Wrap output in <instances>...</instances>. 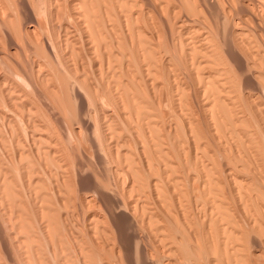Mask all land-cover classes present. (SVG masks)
<instances>
[{
    "label": "rangeland",
    "instance_id": "rangeland-1",
    "mask_svg": "<svg viewBox=\"0 0 264 264\" xmlns=\"http://www.w3.org/2000/svg\"><path fill=\"white\" fill-rule=\"evenodd\" d=\"M186 1L0 0V264H264V0Z\"/></svg>",
    "mask_w": 264,
    "mask_h": 264
},
{
    "label": "bare ground",
    "instance_id": "bare-ground-1",
    "mask_svg": "<svg viewBox=\"0 0 264 264\" xmlns=\"http://www.w3.org/2000/svg\"><path fill=\"white\" fill-rule=\"evenodd\" d=\"M46 1H47V0H46ZM55 1H56V0H55ZM83 1H84V0H83ZM107 1H108V0H107ZM109 1H110V0H109ZM115 1H116V0H115ZM163 1H165V0H161V2H163ZM168 1H169V0H168ZM184 1H185L186 3H188V2L190 3V1H188V2H187L186 0H184ZM191 1H192V0H191ZM197 1H198V0H197ZM261 1H262V0H261ZM94 2H95V1H94ZM98 2H99V1H98ZM102 2H104V1H102ZM154 2H155V1H154ZM230 2H231V1H230ZM232 2H233V1H232ZM74 3H75V2H74ZM76 3H77V2H76ZM82 3H84V2H82ZM85 3H86V0H85ZM91 3H92V2H91ZM167 3H168V2H167ZM189 3H188V4H189ZM195 3H196V2H195ZM45 4H46V3H45ZM60 4H61V3H60ZM78 4H81V3H78ZM121 4H122V3H121ZM156 4H157V3H156ZM188 4H187V5H188ZM5 5H6V4H5ZM58 5H59V4H58ZM61 5H63V4H61ZM73 5H74V4H73ZM75 5H76V4H75ZM86 5H87V4H86ZM86 5H85V6H86ZM101 5H102V4H101ZM124 5H125V4H124ZM132 5H133V4H132ZM168 5H169V4H168ZM200 5H201V4H200ZM47 6H48V5H47ZM55 6H56V5H55ZM78 6H79V5H78ZM185 6H186V5H185ZM191 6H193V5H191ZM194 6H196V5H194ZM197 6H198V5H197ZM201 6H202V5H201ZM122 7H124V6H122ZM126 7H127V6H125V8H126ZM189 7H190V6H189ZM189 7H188V8H189ZM221 7H222V6H221ZM81 8H82V7H81ZM85 8H86V7H85ZM190 8H191V7H190ZM195 8H196V7H195ZM250 8H251V7H250ZM78 9H79V8H78ZM97 9H98V8H97ZM122 9H124V8H122ZM257 9H258V8H257ZM5 10H6V9H5ZM59 10H60V9H59ZM98 10H99V9H98ZM170 10H171V9H170ZM182 10H183V9H182ZM93 11H94V9H93ZM192 11H193V10H192ZM114 12H115V11H114ZM125 12H126V11H125ZM72 13H73V12H72ZM89 13H90V12H89ZM92 13H93V12H92ZM104 13H105V12H104ZM109 13H110V12H109ZM194 13H195V12H194ZM200 13H201V12H200ZM202 13H203V12H202ZM204 13H205V12H204ZM56 14H58V13H56ZM163 14H164V13H163ZM1 15H2V14H1ZM3 15H4V14H3ZM88 15H89V14H88ZM104 15H105V14H104ZM50 16H51V15H50ZM105 16H106V15H105ZM116 16H117V15H116ZM74 17H75V16H74ZM95 17H96V16H95ZM164 17H165V16H164ZM56 18H57V17H56ZM101 18H102V16H101ZM168 18H169V17H168ZM176 18H177V17H176ZM188 18H189V17H188ZM75 19H76V18H75ZM86 19H87V16H86ZM164 19H165V18H164ZM77 20H78V19H77ZM247 20H248V18H246V21H247ZM109 21H110V20H109ZM114 21H115V20H114ZM121 21H122V20H121ZM135 21H136V20H135ZM146 21H147V20H146ZM2 22H3V21H2ZM10 22H11V21H10ZM249 22H250V21H249ZM78 23H79V22H78ZM111 23H112V22H111ZM115 23H116V22H115ZM134 23H135V22H134ZM151 23H152V22H151ZM244 23H245V22H244ZM246 23H247L246 25H248V22H246ZM260 23H261V22H260ZM10 24H11V23H10ZM147 24H148V23H147ZM46 25H47V23H46ZM99 25H100V24H99ZM110 25H111V24H110ZM135 25H136V24H135ZM194 25H195V24H194ZM263 25H264V24H263ZM51 26H52V25H51ZM51 26H50V27H51ZM150 26H151V25H150ZM150 26H148V27H150ZM159 26H160V25H159ZM206 26H207V25H206ZM252 26H253V25H252ZM80 27H81V26H80ZM86 27H87V26H85V28H86ZM92 27H93V26H92ZM137 27H138V26H137ZM240 27H241V26H240ZM243 27H244V26H243ZM261 27H262V26H261ZM152 28H153V27H152ZM181 28H182V27H181ZM90 29H91V28H90ZM96 29H97V28H96ZM210 29H211V28H210ZM242 29H243V28H242ZM98 30H99V29H98ZM98 30H97V31H98ZM104 30H105V28H104ZM114 30H115V29H114ZM238 30H239V29H238ZM243 30H245V29H243ZM243 30H242V31H243ZM92 31H93V29H92ZM240 31H241V30H240ZM194 32H196V31H194ZM244 32H245V31H244ZM17 33H18V32H17ZM236 33H237V32H236ZM30 34H31V33H30ZM90 34H91V33H90ZM115 34H116V33H115ZM212 34H213V33H212ZM239 34H242V36H243V32H241V33H239ZM250 34H251V33H250ZM127 35H128V34H127ZM234 35H236V34H234ZM247 35H248V33H247ZM115 36H116V35H115ZM136 36H137V35H136ZM244 36H246V34H244ZM260 36H261V35H260ZM92 37H93V36H92ZM92 37H91V38H92ZM133 37H134V36H133ZM180 37H181V36H180ZM207 37H208V36H207ZM237 37H238V36H237ZM122 38H123V37H122ZM146 38H147V37H146ZM232 38H233V36H232ZM235 38H236V37H235ZM242 38H243V37H242ZM245 38H246V37H245ZM39 39H40V38H39ZM55 39H56V38H55ZM129 39H130V38H129ZM139 39H140V38H139ZM184 39H185V38H184ZM238 39H239V37H238ZM92 40H93V39H92ZM124 40H125V39H124ZM137 40H138V38H137ZM141 40H142V39H141ZM144 40H145V39H144ZM202 40H203V39H202ZM214 40H215V39H214ZM231 40H233V39H231ZM234 40H235V39H234ZM236 40H237V39H236ZM236 40H235V41H236ZM239 40H240V39H239ZM245 40H246V39H245ZM263 40H264V39H263V37H262V40H261V41H263ZM66 41H67V40H66ZM180 41H181V40H180ZM197 41H198V40H197ZM241 41H243V39H242ZM37 42H39V41H37ZM123 42H124V41H123ZM130 42H131V41H130ZM239 42H240V41H239ZM249 42H250V40H249ZM263 42H264V41H263ZM66 43H67V42H66ZM124 43H125V42H124ZM137 43H138V42H137ZM140 43H141V42H140ZM143 43H144V42H143ZM189 43H192V42L190 41ZM204 43H205V42H204ZM241 43H242V42H241ZM254 43H255V42H254ZM259 43H260V42H259ZM119 44H120V43H119ZM134 44H135V43H134ZM134 44H133V45H134ZM146 44H147V41H146ZM146 44H145V45H146ZM201 44H202V43H201ZM207 44H208V43H207ZM236 44H239V45L241 46L243 43L240 44V43H237V42H236ZM67 45H68V44H67ZM143 45H144V44H140L139 46L144 47ZM198 45H199V44H198ZM202 45H203V44H202ZM239 45H237V47H238ZM246 45H247V44H246ZM254 45H255V44H254ZM97 46H98V45H97ZM120 46H121V45H120ZM146 46H147V45H146ZM146 46H145V47H146ZM210 46H211V45H210ZM261 46H262V45H261ZM91 47H92V45H91ZM108 47H109V46H108ZM108 47H107V48H108ZM145 47H144V49L146 50ZM151 47H152V46H151ZM151 47H150V48H151ZM199 47H200V46H199ZM217 47H218V46H217ZM241 47H243V45H242ZM241 47H240V49H241ZM246 47H247V46H246ZM70 48H71V47H70ZM157 48H158V47H157ZM214 48H215V47H214ZM248 48H249V47H248ZM73 49H74V48H73ZM73 49H72V50H73ZM119 49H120V48H119ZM121 49H122V48H121ZM151 49H152V48H151ZM190 49H191V48H190ZM209 49H210V48H209ZM242 49H243V48H242ZM250 49H252V48L250 47L248 50L250 51ZM201 50H202V49H201ZM201 50H200V51H201ZM207 50H208V49H207ZM218 50H219V49H218ZM218 50H217V51H218ZM244 50H245V48H244ZM256 50H257V49H256ZM40 51H41V50H40ZM104 51H105V50H103V52H104ZM108 51H109V50H108ZM121 51H122V50H121ZM123 51H124V50H123ZM125 51H127V50H125ZM195 51H197V50H194V51H192V52L194 53ZM200 51H199V52H200ZM233 51H234V47H233ZM236 51H238V50H236ZM236 51H235V52H236ZM241 51H242V50H241ZM249 51H246V50H245V52H249ZM252 51H253V50H252ZM132 52H133V51H132ZM192 52H191V53H192ZM201 52H202V51H201ZM201 52H200V53H201ZM205 52H206V51H205ZM230 52H231V51H230ZM242 52H243V51H242ZM245 52H244V53H245ZM250 52H251V51H250ZM254 52H255V50H254ZM254 52H252V53H254ZM256 52H257V51H256ZM39 53H40V52H39ZM111 53H112V52H111ZM122 53H123V52H122ZM128 53H129V52H128ZM142 53H143V52H142ZM144 53H146V52L144 51ZM191 53H190V54H191ZM214 53H215V52H214ZM217 53H218V52H217ZM221 53H222V52H221ZM233 53H234V52H233ZM236 53H237V55H235V54H233V55L239 57V59L234 60V58H236V57H234L233 55L230 56V57L232 58V61L234 60V61L237 62V65H238V67L240 68V69L237 68V65H236V69L241 70V68H244L245 65H246V63H245V61H244L245 59H240V58H242V57L238 56V53H239V52H236ZM252 53H251V55H254V54H252ZM118 54H119V53H118ZM124 54H125V53H124ZM129 54H130V53H129ZM195 54H196V53H195ZM201 54H202V53H201ZM203 54H204V52H203ZM257 54H258V53H257ZM42 55H43V54H42ZM73 55H74V53H73ZM75 55H76V54H75ZM75 55H74V56H75ZM91 55H92V54H91ZM111 55H112V54H111ZM111 55H110V56H111ZM131 55H132V54H131ZM147 55H148L147 58H151V56L149 57L150 53H147ZM192 55H193V54H192ZM239 55H240V54H239ZM243 55H244V54H243ZM247 55H248V54L246 53L245 56H247ZM261 55H262V54H261ZM44 56H45V54H44ZM63 56H64V55H63ZM102 56H103V55H102ZM133 56H134V55H133ZM137 56H138V55H137ZM154 56H155V55H154ZM193 56H197V55H193ZM209 56H210V55H209ZM217 56H218V55H217ZM254 56H255V55H254ZM41 57H42V56H41ZM114 57H115V56H114ZM129 57H130V56H129ZM184 57H185V56H184ZM206 57H207V55H206ZM220 57H221V56H220ZM252 57H253V56H252ZM255 57H256V56H255ZM62 58H63V57H62ZM99 58H100V57H99ZM115 58H116V57H115ZM155 58H156V57H155ZM186 58H187V57H186ZM191 58H194V57H191ZM207 58H208V57H207ZM210 58H211V57H209L208 59L210 60ZM243 58H244V57H243ZM246 58H247V57H246ZM143 59H146V58H143ZM143 59L141 58V60H143ZM196 59H197V57H196ZM201 59H202V58H201ZM204 59H206V58H204ZM204 59H203V60H204ZM208 59H207V60H208ZM214 59H215V57H214ZM220 59H221V58H219V60H220ZM248 59H251V58H248ZM252 59H253V58H252ZM257 59L259 60V58H257ZM263 59H264V58H263ZM48 60H49V59H48ZM48 60H47V61H48ZM113 60H115V59H113ZM129 60H130V59H129ZM147 60H148V59H147ZM147 60H146V61H147ZM154 60H155V59H154ZM154 60H153V61H154ZM198 60H199V59H198ZM216 60H217V59H216ZM225 60H226V59H225ZM65 61H66V60H65ZM143 61H144V60H143ZM148 61H149V60H148ZM151 61H152V60H151ZM168 61H169V60H168ZM185 61H186V60H185ZM212 61H213V59H212ZM249 61H250V60H249ZM252 61H253V60H252ZM254 61H255V60H254ZM254 61H253V62H254ZM48 62H49V61H48ZM101 62H102V61H101ZM120 62H121V60H120ZM139 62H140V61H139ZM144 62H145V61H144ZM154 62H155V64H156L157 61H154ZM164 62H165V61H164ZM192 62H193V61H192ZM215 62H216V61H215ZM225 62H226V61H225ZM50 63H51V62H50ZM145 63H146V62H145ZM257 63H259V62L257 61ZM260 63H261V62H260ZM80 64H81V63H80ZM140 64H141V63H140ZM143 64H144V63H143ZM143 64H142V66H143ZM192 64H193V63H192ZM242 64H243V66H242ZM40 65H41V64H40ZM68 65H69V64H68ZM94 65H95V64H94ZM148 65H149V64H148ZM188 65H189V64H188ZM225 65H226V64H225ZM262 65H263V63H262ZM37 66H38V65H37ZM98 66H99V65H98ZM164 66H165V65H164ZM251 66L253 67L254 65H251ZM148 67L151 69L150 66H148ZM155 67H156V65H155ZM252 67H251V69H252ZM254 67H255V66H254ZM257 67H258V66H257ZM2 68H3V67H2ZM37 68H38V67H37ZM40 68H41V67H40ZM100 68H101V67H100ZM102 68H103V67H102ZM149 68H147V69L150 71ZM261 68H263V67L261 66ZM70 69H71V68H70ZM176 69H177V68H176ZM236 69H235V70H236ZM244 69H245V68H244ZM256 69H257V68H256ZM259 69H260V68H259ZM33 70H34V69H33ZM38 70H39V69H38ZM135 70H136V69H135ZM138 70H139V69H138ZM151 70H152V69H151ZM239 70H238V71H239ZM254 70H255V69H254ZM261 70H262V69H261ZM57 71H58V70H57ZM69 71H70V70H69ZM132 71H133V70H132ZM174 71H175V70H174ZM174 71H173V72H174ZM241 71H242V70H241ZM256 71H257V70H256ZM262 71H263V70H262ZM7 72H8V71H7ZM16 72H17V71H16ZM39 72H40V71H39ZM157 72H158V71H157ZM166 72H167V71H166ZM263 72H264V71H263ZM19 73H20V72H19ZM136 73H137V72H136ZM141 73H142V72H141ZM146 73H147V72H146ZM149 73H150V72H149ZM72 74H73V73H72ZM96 74H97V73H96ZM116 74H117V73H116ZM173 74H174V73H173ZM202 74H203V73H202ZM220 74H221V73H220ZM7 75H8V74H7ZM82 75H83V74H82ZM153 75H154V74H153ZM209 75H210V74H209ZM3 76H4V75H3ZM73 76H74V75H73ZM150 76H151V75H150ZM150 76H149V77H150ZM201 76H202V75H201ZM110 77H111V76H110ZM139 77H140V76H139ZM142 77H143V76H142ZM144 77H145V76H144ZM149 77H148V78H149ZM163 77H164V76H163ZM214 77H215V76H214ZM216 77H217V76H216ZM220 77H221V76H220ZM257 77H258V75L256 76V79L259 78V77H258V78H257ZM115 78H116V77H115ZM115 78H114V79H115ZM154 78H155V76H154ZM154 78H153V79H154ZM245 78H246V77H245ZM11 79H12V78H11ZM100 79H101V77H100ZM155 79H156V78H155ZM163 79H164V78H163ZM212 79H214V78H212ZM262 79H263V78H262ZM262 79H259V81L262 80ZM12 80H13V79H12ZM101 80H102V79H101ZM101 80H100V81H101ZM106 80H107V79H106ZM112 80H113V79H112ZM112 80H111V81H112ZM7 81H8V80H7ZM77 81H78V80H77ZM79 81H80V80H79ZM81 81H82V80H81ZM117 81H118V80H117ZM121 81H122V80H121ZM144 81H145V80H144ZM146 81H147V80H146ZM167 81H168V80H167ZM197 81H198V80H197ZM199 81H200V80H199ZM201 81H202V80H201ZM203 81H204V80H203ZM207 81H209V80H207ZM210 81H211V80H210ZM253 81H254V80H253ZM259 81H258V82H259ZM3 82H4V81H3ZM83 82H84V81H83ZM90 82H91V81H90ZM119 82H120V80H119ZM157 82H158V81H157ZM157 82H156V83H157ZM195 82H196V80H195ZM219 82H220V81H219ZM262 82H263V81H261V84H262ZM0 83H1V82H0ZM46 83H47V82H46ZM117 83H118V82H117ZM152 83H153V82H152ZM152 83H151V84H152ZM208 83H209V82H208ZM208 83H207V84H208ZM211 83H212V81H211ZM213 83H215L214 80H213ZM247 83H248V82H247ZM109 84H110V82H109ZM151 84H150V85H151ZM153 84H154V83H153ZM219 84H220V83H219ZM2 85H3V84H2ZM24 85H25V84H24ZM45 85H46V84H45ZM83 85H84V84H83ZM104 85H105V84H104ZM106 85H107V84H106ZM118 85H119V84H118ZM195 85H196V84H195ZM203 85H204V84H203ZM203 85H202V86H203ZM247 85H249V84H247ZM4 86H5V85H4ZM148 86H149V85H148ZM155 86H156V85H155ZM14 87H15V86H14ZM107 87H108V85H107ZM111 87H112V86H111ZM157 87H158V86H157ZM204 87H205V86H204ZM214 87H215V86H214ZM245 87H246V86H245ZM253 87H254V86H253ZM3 88H4V87H3ZM41 88H42V87H41ZM87 88H88V86H87ZM112 88H113V87H112ZM146 88H147V87H146ZM150 88H151V86H150ZM170 88H171V87H170ZM179 88H180V87H179ZM243 88H244V86H243ZM251 88H252V87H251ZM31 89H32V88H31ZM48 89H49V88H48ZM52 89H53V88H52ZM129 89H130V88H129ZM155 89H157V88H155ZM155 89H154V90H155ZM206 89H207V88H206ZM208 89H209V87H208ZM210 89H211V88H210ZM214 89H215V88H214ZM247 89H248V88H247ZM22 90H23V88H22ZM135 90H137V88H136ZM135 90H134V91H135ZM158 90H159V88H158ZM211 90H212V89H211ZM26 91H27V90H26ZM45 91H46V90H45ZM52 91H53V90H52ZM52 91H50V92H52ZM88 91H89V90H88ZM106 91H108V90L106 89ZM117 91H119V90H117ZM123 91H124V90H123ZM127 91L129 92V90H127ZM180 91H181V90H180ZM208 91H209V90H208ZM244 91H245V90H244ZM246 91H247V90H246ZM9 92H10V91H9ZM54 92H55V91H54ZM89 92H90V91H89ZM94 92H95V91H94ZM113 92H114V91H113ZM138 92H139V91H138ZM163 92H165V90H164ZM186 92H187V91H186ZM229 92H230V91H229ZM251 92H252V91H251ZM45 93H46V92H45ZM184 93H185V92H184ZM7 94H8V93H7ZM10 94H12V93H10ZM50 94H51V93H50ZM59 94H60V93H59ZM131 94H132V93H131ZM144 94H145V93H144ZM155 94H156V93H155ZM162 94H163V93H162ZM185 94H186V93H185ZM260 94H261V93H260ZM14 95H15V94H14ZM106 95H107V94H106ZM133 95H134V92H133ZM133 95H130V96L133 97ZM135 95H136V93H135ZM135 95H134V97H135ZM141 95H143V94H141V92H140V96H141ZM164 95H165V94H164ZM210 95H211V94H210ZM231 95H232V94H231ZM239 95H240V94H239ZM5 96H7V95H5ZM55 96H56V95H55ZM100 96H101V95H100ZM138 96H139V94H138ZM174 96H175V94H174ZM226 96H227V95H226ZM232 96H233V95H232ZM258 96H259V95H258ZM0 97H1V96H0ZM18 97H19V96H18ZM91 97H92V96H91ZM154 97H155V96H154ZM187 97H188V96H187ZM190 97H191V96H190ZM204 97H205V96H204ZM204 97H203V98H204ZM209 97H210V96H209ZM9 98H11V97L9 96ZM22 98H23V97H22ZM120 98H121V97H120ZM127 98H128V97H127ZM143 98H144V97H143ZM184 98H185V97H184ZM247 98H248V97H247ZM255 98H256V97H255ZM20 99H21V98H20ZM110 99H111V98H110ZM135 99H136V98H135ZM159 99H160V98H159ZM164 99H165V98H164ZM1 100H2V99H1ZM111 100H112V99H111ZM129 100H130V99H129ZM140 100L142 101V97H141ZM157 100H158V99H157ZM187 100H188V99H187ZM207 100H208V99H207ZM234 100H236V99H234ZM10 101H11V100H10ZM57 101H58V100H57ZM134 101H135V100H134ZM141 101H140V102H141ZM144 101H145V99H144ZM154 101H156V100H154ZM167 101H168V100H167ZM210 101H212V100H210ZM224 101H225V100H224ZM0 102H1V101H0ZM14 102H15V101H14ZM59 102H60V101H59ZM114 102H115V101H114ZM152 102H153V101H152ZM165 102H166V101H165ZM227 102H228V101H227ZM229 102H230V101H229ZM255 102H256V101H255ZM255 102H254V103H255ZM258 102H259V101H258ZM105 103H106V102H105ZM119 103H120V102H119ZM131 103H132V102H130V104H131ZM134 103H135V102H134ZM136 103H137V102H136ZM136 103H135V104H136ZM138 103H139V101H138ZM146 103H147V100H146ZM149 103H150V102H149ZM207 103H208V102H207ZM209 103H210V102H209ZM231 103H232V102H231ZM249 103H250V102H249ZM0 104H1V103H0ZM10 104H11V103H10ZM110 104H111V103H110ZM132 104H133V103H132ZM132 104H131V105H132ZM159 104H160V103H159ZM226 104H227V103H226ZM121 105H122V104H121ZM251 105H252V104H251ZM136 106H137V105H136ZM140 106H141V105H139V108H141ZM142 106H143V105H142ZM225 106H226V105H225ZM252 106H254V104H253ZM120 107H121V106H120ZM126 107H127V106H126ZM134 107H135V105H134ZM144 107H146V105H144ZM144 107H143V108H144ZM147 107H148V106H147ZM153 107H154V106H153ZM181 107H182V106H181ZM250 107H251V106H250ZM257 107H258V106H257ZM259 107H260V106H259ZM263 107H264V106H263ZM9 108H10V107H9ZM130 108H131V107H130ZM132 108H133V107H132ZM136 108H137V107H136ZM179 108H180V107H179ZM228 108H229V107H228ZM235 108H236V107H235ZM23 109H24V108H23ZM161 109H162V108H161ZM163 109H164V108H163ZM225 109H226V108H225ZM231 109H232V108L230 107V110H231ZM233 109H234V108H233ZM16 110H17V109H16ZM118 110H119V109H118ZM126 110H127V109H126ZM211 110H212V109H211ZM252 110H253V109H252ZM254 110H255V108H254ZM254 110H253V111H254ZM27 111H29V110H27ZM123 111H124V110H123ZM127 111H128V110H127ZM138 111H139V110H138ZM141 111H142V110H141ZM148 111H149V110H148ZM148 111H144V112H148ZM156 111H158V110H156ZM182 111H183V110H182ZM223 111H224V109H223ZM225 111H226V110H225ZM120 112H121V111H120ZM125 112H126V111H125ZM192 112H193V111H192ZM227 112H228V110H227ZM231 112H232V111H230V114H231ZM236 112H237V111H236ZM241 112H242V110H241ZM256 112H257V109H256ZM256 112H255V113L253 112V114L256 115ZM18 113H19V112H18ZM138 113H139V112H138ZM150 113H151V110H150ZM259 113H260V110H259ZM259 113H258V114H259ZM133 114H134V112H133ZM144 114H147V113H144ZM147 115H148V114H147ZM150 115H152V114H150ZM34 116H35V115H34ZM126 116H127V115H126ZM167 116H168V115H167ZM225 116H226V115H225ZM258 116H259V115H258ZM148 117H149V116H148ZM148 117H147V118H148ZM216 117H217V116H216ZM240 117H241V116H240ZM154 118H155V117H154ZM195 118H196V117H195ZM225 118H226V117H225ZM255 118H256V117H255ZM151 119H152V117H151L150 119L148 118V120H150V121H151ZM165 119H166V118H165ZM208 119H209V118H208ZM243 119H244V118H242V120H243ZM261 119H262V118H260V120H261ZM152 120H153V119H152ZM154 120H155V119H154ZM156 120H157V119H156ZM156 120H155V121H156ZM128 121H129V120H128ZM144 121H145V120H144ZM170 121H171V120H170ZM262 121H263V120H262ZM132 122H133V121H132ZM147 122H148V121H147ZM147 122H146V123H147ZM207 122H208V121H207ZM260 122H261V121H260ZM143 123H144V122H143ZM163 123H164V122H163ZM129 124H130V123H129ZM137 124H138V123H137ZM144 124H145V123H144ZM157 124H158V123H157ZM165 124H166V123H165ZM194 124H195V123H194ZM224 124H225V123H224ZM242 124H243V122L241 121V125H242ZM113 125H114V124H113ZM190 125H191V124H190ZM201 125H202V124H201ZM153 126H154L153 128H156V127H155V124H154ZM221 126H222V125H221ZM237 126H238V124H237ZM243 126H244V125H243ZM247 126H248V125H247ZM142 127H143V126H142ZM196 127H197V126H196ZM238 127H239V126H238ZM151 128H152V126H151ZM162 128H163V127H162ZM211 128H212V127H211ZM236 128H237V127H236ZM241 128H242V127H241ZM243 128H244V127H243ZM38 129H39V128H38ZM215 129H216V128H215ZM239 129H240V128H239ZM249 129H250V128H249ZM260 129H261V128H260ZM35 130H36V129H35ZM15 131H16V130H15ZM195 131H196V130H195ZM147 132H148V131H147ZM200 132H201V131H200ZM247 132H248V131H247ZM37 133H38V132H37ZM117 133H118V132H117ZM119 133H120V132H119ZM159 133H160V132H159ZM241 133H242V132H241ZM138 135H139V134H138ZM152 135H153V134H152ZM250 135H251V134H250ZM157 136H158V135H157ZM240 136H241V135H240ZM242 136H243V135H242ZM136 137H137V136H136ZM237 137H238V136H237ZM249 137H250V136H249ZM109 138H110V137H109ZM222 138H223V137H222ZM222 138H221V139H222ZM259 138H260V137H259ZM38 139H39V138H38ZM51 139H52V138H51ZM249 139H250V138H249ZM40 140H41V139H40ZM112 140H113V139H112ZM197 140H198V139H197ZM218 140H219V139H218ZM137 141H138V140H137ZM200 141H201V140H200ZM257 141H258V140H257ZM164 142H165V141H164ZM219 142H220V141H219ZM255 142H256V141H255ZM58 143H59V142H58ZM251 143H252V142H251ZM198 144H199V143H198ZM152 145H153V144H152ZM224 145H225V144H224ZM51 146H52V145H51ZM162 146H163V145H162ZM162 146H161V147H162ZM217 146H218V145H217ZM126 147H127V146H126ZM161 147H160V148H161ZM252 147H253V146H252ZM49 148H50V147H49ZM190 148H191V147H190ZM236 148H237V147H236ZM243 148H244V146H243ZM162 149H163V148H162ZM194 149H195V148H194ZM233 149H234V148H233ZM164 150H165V149H164ZM197 150H198V149H197ZM199 150H200V149H199ZM257 150H258V149H257ZM245 151H246V150H245ZM247 151H248V150H247ZM252 151H253V150H252ZM37 152H38V151H37ZM41 152H42V151H41ZM46 152H47V151H46ZM159 152H160V150H159ZM202 152H203V151H202ZM160 153H161V152H160ZM163 153H164V152H163ZM46 154H47V153H46ZM108 154H109V153H108ZM165 154H166V152H165ZM176 154H177V153H176ZM178 154H179V153H178ZM232 154H233V153H232ZM244 154H245V153H244ZM254 154H255V153H254ZM121 155H122V154H121ZM124 155H125V154H124ZM224 155H225V154H224ZM237 155H238V154H237ZM237 155H236V156H237ZM241 155H242V154H241ZM241 155H239V156H241ZM251 155H252V154H251ZM52 156H53V155H52ZM54 156H55V155H54ZM176 156H177V155H176ZM242 156H243V155H242ZM247 156H248V155H247ZM194 157H195V156H194ZM253 157H254V156H253ZM28 158H29V157H28ZM115 158H116V157H115ZM237 158H238V157H237ZM240 158H241V157H240ZM184 159H185V158H184ZM232 159H233V158H232ZM242 159H244L245 161L247 160V159H245V157L242 158ZM249 159H250V158H249ZM251 159H253V158L251 157ZM254 159H255V158H254ZM194 160H195V159H194ZM237 160H239V158H238ZM244 160H243V162H245ZM22 161H23V160H22ZM116 161H117V160H116ZM198 161H200V160H198ZM229 161H230V160H229ZM247 161H248V160H247ZM55 162H56V161H55ZM55 162H54V163H55ZM129 162H130V161H129ZM129 162H128V163H129ZM239 162H240V161H239ZM22 163H23V162H22ZM147 163H148V162H147ZM236 163H238V162H236ZM245 163H246V162H245ZM245 163H243V165H244ZM148 164H149V163H148ZM202 164H203V163H202ZM232 164H233V163H232ZM246 164H247V165H245V166L247 167L248 164H249V162L246 163ZM161 165H162V164H161ZM230 165H231V164H230ZM230 165H229V166H230ZM249 165H251V164H249ZM58 166H59V164H58ZM128 166H129V165H128ZM130 166H131V165H130ZM150 166H151V165H150ZM231 166H233V165H231ZM237 166H239V165L237 164ZM237 166H236V169H237ZM245 166H244V167H245ZM254 166H255V165H254ZM30 167H31V166H30ZM30 167H29V168H30ZM171 167H173V166H171ZM196 167H197V166H196ZM214 167H215V166H214ZM227 167H228V166H227ZM234 167H235V165H234ZM257 167H258V166H257ZM6 168H7V166H6ZM26 168H27V167H26ZM129 168H130V167H129ZM187 168H188V167H187ZM201 168H202V167H201ZM228 168H229V167H228ZM228 168H227V169H228ZM247 168L249 169V166H248ZM255 168H256V167H255ZM210 169H211V168H210ZM248 169H247V170L245 169V171L248 172ZM29 170H30V169H29ZM59 170H60V169H59ZM63 170H64V169H63ZM150 170H151V169H150ZM221 170H222V169H221ZM232 170H233V169H232ZM238 170H239V169H238ZM238 170H237V171H238ZM250 170H251V168L249 169V173H248V174L251 173ZM133 171H134V170H133ZM235 171H236V170H235ZM239 171H240V170H239ZM252 171H253V170H252ZM65 172H66V171H65ZM240 172H244V170H243V171L241 170ZM240 172H235L234 175L236 176V173H240ZM258 172H259V171H258ZM173 173H174V172H173ZM173 173H172V174H173ZM184 173H185V172H184ZM189 173H190V172H189ZM209 173H210V172H209ZM227 173H228V172H227ZM253 173H255V172H253ZM7 174H8V173H7ZM31 174H32V172H31ZM49 174H50V173H49ZM53 174H54V173H53ZM119 174H120V173H119ZM187 174H188V173H187ZM211 174H212V173H211ZM230 174H231V173H230ZM230 174H229V175H230ZM232 174H233V173H232ZM240 174L242 175V173H240ZM256 174H257V173H256ZM1 175H2V174H1ZM37 175H38V174H37ZM136 175H137V174H136ZM184 175H185V174H184ZM243 175H244V174H243ZM252 175H253V174H252ZM252 175H251V176H252ZM254 175H255V174H254ZM254 175H253V176H254ZM261 175H262V174H261ZM11 176H12V175H11ZM166 176H167V175H166ZM227 176H228V175H227ZM231 176H232V175H231ZM247 176H248V175H247ZM251 176H250V177H251ZM6 177H7V176H6ZM6 177L4 176V181H5V184H7V185H5L4 182H3V183H2L3 185L1 186V188H2L3 191H4V189H5L6 192L8 191V195H9V196L14 197V196H15V195H14L15 192H16V194H18V192H20V191L17 192V189H15V190H14L15 192H12V190L14 189V188H12V187H13V184H11V182L8 180V183H9L10 186H11V188H10V191H11V192H10V191H9V187H10V186H8V183H7L6 180H5ZM61 177H62V176H61ZM162 177H163V176H162ZM242 177H243V176H242ZM248 177H249V176H248ZM169 178H170V177H169ZM177 178H178V177H177ZM202 178H203V177H202ZM214 178H215V177H214ZM229 178H230V177H229ZM232 178H233V177H232ZM236 178H238V177H235V180H236ZM239 178H240V177H239ZM246 178H247V177H246ZM259 178H260V176H259ZM2 179H3V178H2ZM12 179H13V178H12ZM27 179H28V178H27ZM136 179H137V178H136ZM205 179H206V178H205ZM244 179H245V178H244ZM0 180H1V179H0ZM55 180H56V179H55ZM210 180H211V179H210ZM213 180H214V179H213ZM219 180H220V179H219ZM228 180H230V179H228ZM235 180H233L234 183H235ZM252 180H254V177H253ZM252 180H251V181H252ZM260 180H261V179H260ZM27 181H28V180H27ZM138 181H139V180H138ZM263 181H264V180H263ZM167 182H168V181H167ZM193 182H194V181H193ZM195 182H196V181H195ZM199 182H200V181H199ZM202 182H203V181H202ZM206 182H207V181H206ZM217 182H218V181L216 180V184H217ZM231 182H232V181H230V184H232ZM237 182L240 183V180H239V181L237 180ZM237 182H236V183H237ZM241 182H245V181L242 180ZM248 182H249V180H248ZM36 183H37V182H36ZM63 183H64V182H63ZM178 183H179V181H178ZM211 183H212V182H211ZM262 183H264V182H262ZM34 184H35V183H34ZM37 184H39V183H37ZM206 184H207V183H206ZM243 184H244V183H243ZM27 185H29V184H27ZM41 185H42V184H41ZM41 185H40V186H41ZM142 185H143V184H142ZM171 185H172V184H171ZM236 185H237V184H236ZM239 185H240V184H239ZM244 185H245V184H244ZM247 185H249V184H247ZM3 186H5L4 189H3ZM6 186H7V187H6ZM34 186H35V185H34ZM182 186H183V184H182ZM198 186H199V184H198ZM213 186H214V185H213ZM215 186H217V185H215ZM233 186H234V185H233ZM241 186H242V185H241ZM14 187H15V186H14ZM35 187H36V186H35ZM41 187L43 188V185H42ZM201 187H202V186H201ZM211 187H212V186H211ZM211 187L209 186V188H211ZM221 187H222V186H221ZM243 187H244V186H243ZM248 187H249V186H248ZM250 187H251V186H250ZM260 187H261V186H260ZM263 187H264V186H263ZM7 188H8V189H7ZM15 188H17V186H16ZM175 188H176V187H175ZM204 188H205V186H204ZM251 188H252V187H251ZM6 189H7V190H6ZM52 189H53V188H52ZM130 189H132V188H130ZM181 189H182V188H180V190H181ZM217 189H218V187H217ZM222 189H223V188H222ZM230 189H231V188H230ZM246 189H248V188H246ZM253 189H254V188H253ZM256 189H257V188H256ZM33 190H34V189H33ZM176 190H177V189H176ZM192 190H193V189H192ZM211 190H212V189H211ZM232 190H233V189H232ZM232 190H230V194L232 193ZM57 191H58V190H57ZM144 191H145V190H144ZM157 191H158V190H157ZM181 191H182V190H181ZM195 191H196V190H195ZM207 191H208V190H207ZM221 191H223V190H221ZM40 192H41V191H40ZM88 192H89V191H88ZM135 192H136V191H135ZM179 192H180V191H179ZM248 192H249V191H248ZM1 193H2V192H1ZM3 193H4V192H3ZM34 193H35V192H34ZM58 193H59V192H58ZM77 193H78V192H77ZM170 193H171V192H170ZM174 193H175V191H174ZM182 193H184V192H182ZM194 193H195V192H194ZM210 193H211V191H210ZM210 193H209V194H210ZM214 193H215V192H214ZM5 194H6V193H5ZM22 194H23V193H22ZM82 194H83V193H82ZM86 194H88V193H86ZM90 194H92V193H90ZM156 194H157V193H156ZM180 194H181V193H180ZM211 194H212V193H211ZM236 194H237V193H236ZM12 195H14V196H12ZM18 195H19V194H18ZM51 195H53V194H51ZM60 195H61V193H60ZM222 195H223V194H222ZM231 195H232V194H231ZM248 195H251V194H248ZM16 196H17V195H16ZM16 196H15V197H16ZM87 196H88V195H85V197H87ZM174 196H175V195H174ZM197 196H198V195H197ZM215 196L218 198L217 195H215ZM215 196H213V197H214V200H215ZM252 196H253V195H252ZM29 197H30V196H29ZM182 197H183V196H182ZM235 197H236V196H235ZM240 197H241V195H240ZM184 198H186V197H184ZM220 198H221V197H219V201H220ZM4 199H5V198H4ZM13 199H14L15 201L17 200L16 198H13ZM48 199H49V198H48ZM83 199H84V198H83ZM177 199H178V198H177ZM241 199H243V197H242ZM253 199H254V197H253ZM253 199H252V200H253ZM35 200H37V199H35ZM181 200H182V199H181ZM221 200L224 201L223 199H221ZM247 200H248V199H247ZM8 201H9V200H8ZM216 201H218V200H216ZM227 201H228V199H227ZM227 201H226V202H227ZM242 201H243V200H242ZM258 201H259V200H258ZM258 201L256 200V203H257ZM261 201H262V200H261ZM261 201H260V202H261ZM136 202H137V201H136ZM205 202H206V201H205ZM250 202H251V201H250ZM168 203H169V202H168ZM202 203H203V202H202ZM209 203H210V202H209ZM219 203H220V202H219ZM219 203H218V204H219ZM227 203L230 205V202H229V201H228ZM241 203H242V202H241ZM20 204H21V203H20ZM178 204H179V203H178ZM212 204H213V203H212ZM221 204H222V206H221ZM244 204H245V203H244ZM261 204H262V203H261ZM54 205H55V204H54ZM144 205H145V204H144ZM205 205H206V204H205ZM207 205H208V204H207ZM223 205H224L223 202L220 203V206L222 207V209L224 208V211L222 210V211H223L222 216H225V217H224V221H225V223H226V221H228V220H227V219H228L227 217H229V210H230V208H229L228 205L226 204V205H227L226 207H228V208H227V210H225L226 207L223 206ZM0 206H1V205H0ZM40 206H41V205H40ZM63 206H65L64 203H63ZM167 206H168V205H167ZM177 206H178V205H177ZM210 206H211V205H210ZM213 206H214V204H213ZM216 206H217V205H216ZM244 206H245V205H244ZM253 206H254V205H253ZM256 206L259 207V205H256ZM140 207H142V206H140ZM178 207H179V206H178ZM217 207H219V206H217ZM261 207H262V206H260L259 208H261ZM136 208H137V206H136ZM142 208H143V207H142ZM161 208H162V207H161ZM164 208H165V207H164ZM167 208H168V207H167ZM167 208H166V209H167ZM187 208H188V207H187ZM209 208H212V207H209ZM249 208H250V207H249ZM255 208H256V207H255ZM16 209H17V208H16ZM22 209H24V208H22ZM67 209H68V208H67ZM179 209H181V207H179ZM179 209H177V210H179ZM213 209H214V208H213ZM213 209H212V210H213ZM231 209H232V208H231ZM262 209H263V208H262ZM262 209H260V210H261V213H262V212L264 213V210H262ZM17 210H18V209H17ZM190 210H191V209H190ZM219 210L221 211V208H220ZM233 210H234V208H233ZM249 210H250V209H249ZM258 210H259V209H258ZM260 210H259V212H260ZM29 211H30V210H29ZM134 211H135V210H134ZM169 211H170V210H169ZM174 211H175V210H174ZM185 211H186V210H185ZM199 211H200V210H199ZM222 211H221V212H222ZM255 211H256V209H255ZM255 211H254L253 213H256V212H257V211L255 212ZM25 212H26V211H25ZM135 212H136V211H135ZM166 212H167V210H166ZM188 212H189V210H188ZM216 212H217V210H216ZM235 212H236V211H235ZM259 212H257V213L260 215ZM209 213H210V209H209ZM214 213H215V212H214ZM214 213H213V214H214ZM217 213H218V212H217ZM233 213H234V212H233ZM18 214H19V213H18ZM21 214H22V213H21ZM47 214H48V213H47ZM167 214L169 215V213H167ZM171 214H173V213H171ZM203 214H204V213H203ZM246 214H248V212H247ZM28 215H29V214H28ZM173 215H175V214H173ZM185 215H186V214H185ZM211 215H212V213L210 214V217H212ZM218 215H219V214H218ZM234 215H235V214H234ZM259 215H258V216H259ZM262 215H263V214H262ZM19 216H20V215H19ZM169 216H170V215H169ZM187 216H189V214H188ZM252 216H253V215H252ZM254 216L256 217V214H255ZM258 216H257V217H258ZM260 216H261V215H260ZM260 216H259V217H260ZM263 216H264V215H263ZM263 216H261V217L264 218ZM43 217H44V216H43ZM149 217H150V216H149ZM219 217H220V216H219ZM239 217H240V216H239ZM261 217H260V218H261ZM23 218H24V217H23ZM46 218H47V217H46ZM177 218H178V217H176V219H177ZM183 218H184V217H182V219H183ZM196 218H197V217H196ZM215 218H216V216H215ZM225 218H227V219H225ZM237 218H238V217H237ZM262 218H261V219H262ZM39 219H40V218H39ZM184 219H185V218H184ZM200 219H201V218H200ZM204 219H205V218H204ZM211 219H212V218H211ZM211 219H210V220H211ZM217 219H218V218H217ZM222 219H223V218H222ZM255 219H256V218H254V222H255ZM13 220H14V219H13ZM24 220H25V219H23V221H24ZM147 220H148V219H147ZM170 220H171V219H170ZM202 220H203V219H202ZM207 220H208V217H207ZM238 220H239V219H238ZM238 220L236 219V221H238ZM248 220H249V219H248ZM262 220H263V219H262ZM262 220H261V221H262ZM26 221H27V220H26ZM232 221L234 222L233 219H232ZM240 221H241V219H240ZM263 221H264V220H263ZM16 222H17V221H16ZM50 222H51V221H50ZM148 222H149V221H148ZM187 222H188V221H187ZM187 222H186V223H187ZM204 222H205V221H204ZM207 222H208V221H207ZM207 222H206V223H207ZM233 222H231V220H230V222H227V223H228V224H230V223L232 224ZM238 222H239V221H238ZM51 223H53V222H51ZM182 223H183V222H182ZM222 223H223V222H222ZM227 223H226V224H227ZM252 223H253V222H252ZM23 224H25V222H24ZM23 224H20L19 226H21V225H23ZM141 224H143V223H141ZM176 224H177V223H176ZM180 224H181V223H180ZM201 224H202V223H201ZM210 224H211V222H210ZM210 224H209L208 226H210ZM250 224H251V222H250ZM253 224H254V223H253ZM55 225H56V224H55ZM178 225H179V224H178ZM178 225H176V227H177ZM232 225H233V226H232ZM232 225H230V226L233 227V228L235 229V228H236V226H235L236 224L233 223ZM255 225H256V223H255ZM24 226H25V225H23L22 227H24ZM27 226H28V225H27ZM27 226H26L25 228H27ZM29 226H30V225H29ZM153 226H154V225H153ZM169 226H170V225H169ZM179 226H180V225H179ZM188 226H189V225H188ZM201 226H202V225H201ZM203 226H204V225H203ZM205 226H206V224H205ZM205 226L202 227V229H201L200 231H202L203 228H205ZM212 226H213V225L211 224L210 227L212 228ZM216 226H219V225H216ZM234 226H235V227H234ZM22 227H21V228H22ZM47 227H48V226H47ZM181 227H182V226H181ZM213 227H214V226H213ZM219 227H220V226H219ZM222 227H223V226H222ZM225 227H226V226H225ZM228 227H229V226H228ZM231 227H229L230 230L232 229ZM237 227H238V229H239V224H238V223H237ZM251 227H253V228H257L256 230H258V226H255V227H254V226H252V224H251ZM25 228H24V229H25ZM189 228H190V227H189ZM189 228H188V229H189ZM191 228H192V227H191ZM191 228H190V230H191ZM206 228H207V227H206ZM206 228H205L204 230H206ZM226 228H227V227H226ZM226 228H222V230L224 229L223 231H226V230H225ZM51 229H52V227H51ZM68 229H69V228H68ZM152 229H153V228H152ZM167 229H168V228H167ZM181 229H182V228H181ZM207 229H208V228H207ZM244 229H245V228H244ZM21 230H22V229H21ZM52 230H53V229H52ZM178 230H179V229H178ZM182 230H183V229H182ZM204 230H203V231H204ZM227 230H228V229H227ZM242 230H243V228H242ZM19 231H20V230H19ZM26 231H27V230H26ZM47 231H48V230H47ZM171 231H172V230H171ZM180 231H181V230H180ZM236 231H237V230H235L234 233H235V234H236V233L238 234V232H236ZM259 231H260V232H259ZM259 231H257V232L261 233V230H259ZM53 232H54V230H53ZM168 232H169V230H168ZM172 232H173V231H172ZM185 232H186V231H185ZM226 232H227V231H226ZM17 233H18V232H17ZM33 234H34V233H33ZM70 234H71V233H70ZM168 234H169V233H168ZM241 234H244V232H243V233L241 232ZM101 235H102V234H101ZM230 235H232V237H233V232H232V234H230ZM168 236H169V235H168ZM175 236H176V235H175ZM235 236H236V235H235ZM240 238H241V237H240ZM57 239H58V237H57ZM166 239H167V238H166ZM234 239H235V238H234ZM262 239H263V238H262ZM30 240H31V239H30ZM156 240H157V239H156ZM164 240H165V239H164ZM180 240H181V239H180ZM189 240H190V239H189ZM212 240H213V239H212ZM217 240H218V239H217ZM217 240H216V243H217ZM231 240H232V238H231ZM252 240H253V239H252ZM162 241H163V239H162ZM247 241H248V240H247ZM260 241H261V240H260ZM182 242H183V241H182ZM188 242H189V241H188ZM224 242H225V241H224ZM224 242H223V244H225ZM233 242H234V245H235L236 242H235L234 240H233ZM239 242H240V241H239ZM19 243H20V242H19ZM97 243H98V242H97ZM216 243H214V244H216ZM227 243H228V242H227ZM214 244H213V245H214ZM213 245L211 244L210 246H213ZM231 245H232V244H231ZM234 245H233V246H234ZM19 246H20V245H19ZM29 246H30V245H29ZM136 246H137V245H136ZM217 246H218V244H217ZM219 246H220V245H219ZM219 246H218V247H219ZM257 246H258V245H257ZM100 247H101V244H100ZM171 247H173V246H171ZM204 247H205V246H204ZM224 247H225V246H224ZM23 248H24V247H23ZM28 248H29V247H28ZM102 248H103V247H102ZM138 248H139V247H138ZM177 248H178V247H177ZM206 248H208V246H206ZM209 248H210V247H209ZM209 248H208V251H209ZM212 248H213V247H212ZM221 248H222V247H221ZM226 248H227V244H226ZM258 248H259V247H258ZM213 249H214V248H213ZM219 249H220V247H219ZM219 249H217V248L215 247L214 250L219 251ZM54 250H55V249H54ZM205 250L207 251V249H205ZM224 250H225V248H224ZM14 251H15V249H14ZM26 251H27V250H26ZM26 251H25V252H26ZM82 251H83V250H82ZM168 251H169V250H168ZM225 251H226V250H225ZM61 252H62V251H61ZM101 252H103L102 249H101ZM119 252H120V251H118V253H119ZM166 252H167V251H166ZM174 252H175V251H174ZM236 252H237V250H236ZM133 253H135L134 250H133ZM133 253H132V254H133ZM175 253H176V252H175ZM175 253H174V254H175ZM198 253H199V252H198ZM227 253H228V255L230 254L229 251L226 252V255H227ZM234 253H235V251H234ZM238 253H239V252H238ZM119 254H120V253H119ZM127 254H128V253H127ZM140 254H141V253H140ZM216 254H217V253H216ZM224 254H225V253H223V255H224ZM235 254H236V253H235ZM235 254H234V255H235ZM252 254H253V253H252ZM254 254H255V253H254ZM254 254H253V255H254ZM19 255H20V254H19ZM28 255H29V254H28ZM86 255H87V254H86ZM117 255H118V254H117ZM128 255H129V254H128ZM128 255H127V256H128ZM133 255H134V254H133ZM133 255H132V256H133ZM170 255H171V253H170ZM175 255H176V254H175ZM263 255H264V254H263ZM64 256H65V255H64ZM168 256H169V255H168ZM171 256H173V255H171ZM171 256H169V257L171 258ZM177 256H178V255H176V257H177ZM216 256H217V255H216ZM218 256L221 257V255H218ZM237 256H238V255H237ZM240 256H241V255H240ZM256 256H259V254H257ZM256 256H255V257H256ZM83 257H84V256H83ZM119 257H120V256H119ZM128 257H129V256H128ZM141 257H142V256H141ZM198 257H199V256H198ZM208 257H209V256H208ZM219 257H218V258H219ZM222 257H223V256H222ZM231 257H232V256H231ZM238 257H239V256H238ZM173 258H174V257H173ZM180 258H181V257H180ZM180 258H179V259H180ZM210 258H211V257H210ZM214 258H215V257H213V259H211V260H214ZM226 258H228V257H226ZM233 258H234V257H233ZM246 258H247V257H246ZM27 259H28V258H27ZM30 259H31V258H30ZM126 259H127V258H126ZM137 259H138V257H137ZM242 259H244V258H242ZM32 260H33V258H32ZM209 260H210V259H209ZM209 260H208V261H209ZM211 260H210V261H211ZM215 260L217 261V257H216ZM220 260H221V261H220ZM220 260H219V261H220V263H221V262H222V259L220 258ZM228 260H229V259H228ZM244 260H245V259H244ZM263 260H264V259H263ZM88 261H89V260H88ZM125 261H126V260H125ZM127 261H128V260H127ZM210 261H209V262H210ZM216 261H215V262H216ZM229 261H230V260H229ZM241 261H242V260H241ZM245 261L247 262V260H245ZM22 262H23V260H22ZM26 262H28V261H26ZM37 262H38V261H37ZM40 262H41V261H40ZM42 262H43V261H42ZM91 262H92V261H91ZM130 262L132 263L133 261H130ZM130 262H129V263H130ZM152 262H153V261H152ZM167 262H168V261H167ZM212 262H213V261H212ZM212 262H211V263H212ZM231 262H232V261H231ZM261 262H262V261H261ZM23 263H25V262H23ZM169 263H170V262H169ZM223 263H224V262H223ZM237 263H238V262H237ZM244 263H245V262H244ZM247 263H250V262H247ZM98 264H99V263H98ZM117 264H118V263H117ZM162 264H163V263H162ZM167 264H168V263H167ZM174 264H176V263H174ZM229 264H230V263H229ZM242 264H243V262H242Z\"/></svg>",
    "mask_w": 264,
    "mask_h": 264
}]
</instances>
